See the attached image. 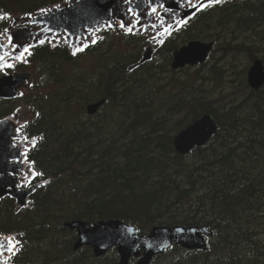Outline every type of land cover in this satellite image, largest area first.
<instances>
[{
    "label": "trees",
    "instance_id": "16d2710c",
    "mask_svg": "<svg viewBox=\"0 0 264 264\" xmlns=\"http://www.w3.org/2000/svg\"><path fill=\"white\" fill-rule=\"evenodd\" d=\"M61 1L0 0V32L13 14ZM98 35L88 52L107 61L81 68L91 71L88 79L79 70L61 77V63L77 58L58 46L35 48L26 63L16 65L49 76L60 91L54 98L45 97L47 91L28 100L32 118L24 133L40 136L29 159L51 182L17 214L12 200L0 202V234H16L20 245L11 264H41L35 250L43 242L50 256L57 244L67 264H85L88 253L89 262H97L89 248L72 250L74 233L58 238L67 232L62 223L74 219H120L143 235L159 225H206L215 233L207 249L173 247L179 254L171 264H264V85L251 90L246 84L229 102L211 105L215 88L164 80L173 52L191 40H241L237 49L252 58L261 53L264 61V0H229L199 12L165 42L153 62L130 73L126 68L138 61L144 40L122 36V48L105 50L110 38L105 31ZM254 43L259 45L253 50ZM209 67L211 74L219 71L218 64ZM100 98L123 112L114 134L105 131L107 115L85 122L67 111ZM14 103L0 101V118L14 111ZM203 113L212 116L218 131L189 154L176 153L173 134ZM167 256L158 259L164 262Z\"/></svg>",
    "mask_w": 264,
    "mask_h": 264
},
{
    "label": "water",
    "instance_id": "95a60500",
    "mask_svg": "<svg viewBox=\"0 0 264 264\" xmlns=\"http://www.w3.org/2000/svg\"><path fill=\"white\" fill-rule=\"evenodd\" d=\"M196 3L198 0H152L151 3L149 0H131L128 4L124 0H66L65 3L40 9L34 14L13 18L6 29L8 38L0 36V45H3L0 47V57L4 58L2 63L13 64L21 61L27 53H23L22 47L17 49L13 45L28 44L31 45L29 49L31 50L43 44L40 43L41 40L44 43L63 41L70 54L73 55L72 53L76 51L77 55L81 52L78 51L79 48L88 46L95 30L111 28L119 32L122 29L127 34L150 31L153 36L148 38L149 44L142 52L139 61L128 68L131 70L150 61L155 45L161 46L175 30L201 11L191 6ZM152 7L157 8L154 14L151 13ZM129 8L139 14L135 16L129 14ZM109 20L113 24L111 27L108 26ZM121 20L133 27L131 33L127 31V27H119ZM9 36L12 37L11 42ZM161 40L163 43L159 42ZM212 44V42L190 41L173 53L171 68L176 70L186 64L203 62ZM85 48L83 47V50ZM22 54L23 57L20 58ZM29 78V73L7 74L0 77V98H15L18 89ZM247 84L252 90H258L264 85V64L260 58L252 61L247 71ZM104 102L105 99H101L87 105V113L94 114ZM17 130L11 119L0 120V200L8 196L15 200L17 209H22L28 205L29 196L45 182L35 184L26 190L17 188L19 173L24 167L21 161V148L16 146V139L19 138ZM216 130L217 125L213 118L204 113L173 136L174 149L179 154H188L195 147L204 146ZM63 225L77 232L78 239L74 243V250L85 245L91 247L97 257L110 247H116L120 257L118 264H129L131 256L140 257L136 264H149L151 259L167 251L172 244L189 250H206V238L214 236V231L206 225L158 226L153 227L146 237L140 236L133 225L121 220L98 221L94 224L73 220ZM0 243L3 244V247H0V264H5L7 257L4 253L12 252L9 248L12 247L13 242H10L9 237L0 236ZM139 249H143L141 254Z\"/></svg>",
    "mask_w": 264,
    "mask_h": 264
},
{
    "label": "rangeland",
    "instance_id": "374dc122",
    "mask_svg": "<svg viewBox=\"0 0 264 264\" xmlns=\"http://www.w3.org/2000/svg\"><path fill=\"white\" fill-rule=\"evenodd\" d=\"M19 14L20 13H15V15H19ZM146 35L147 36L138 35L137 36L138 40L143 39L146 44V39L148 38V36H150L149 34ZM122 36L125 35L123 33L116 34L113 31L110 32L108 34V37L110 39H107L109 42L105 44L102 49L110 50L114 47L122 48L124 46V43L122 42ZM240 44H242L241 40L234 41L233 39H230V37H228V39H225L223 41H217L213 51L211 52L206 62L195 67H186L179 71H171L169 69V73H167L168 76L164 77V80L169 81V83L172 84L173 79H181L185 84L188 85L189 88H199V87L201 88L205 87L210 89L215 88V91L217 93L213 94L210 104L217 105L219 103L229 102L230 99L236 96L238 92L242 88H244V86L247 84L246 73L253 60L252 53H248L243 49H237V47H239ZM256 45L258 46L259 44L254 43L252 46L253 50L256 48ZM147 46L148 45L146 44L144 49ZM134 47H136V45ZM157 54L158 51H155L153 53V56L155 55L157 57ZM261 56H262L261 53H257L255 57L261 58ZM156 57L155 58L153 57V59L150 62H153L156 59ZM105 61H107L105 57L93 55L90 52H88V48H87V50L84 53L78 55L76 60L71 61L68 64L61 63L60 65L62 67L61 77L66 74H72L75 71L79 70L80 72L78 75L82 79H88L91 75V71H81L80 69L93 68L97 66V64L99 65L103 64ZM219 63H220V66L218 67L219 71H216L213 74H211L209 65L211 64L217 65ZM29 69L30 67L27 68V70ZM40 74H42V72L40 73L39 71H35V73L32 74L31 80L22 88L21 90L22 96L14 100L15 101L14 105L20 106L18 107L16 115L13 116L14 120L17 121L18 125L24 124L28 120V118H30L31 110L30 107L27 105L28 100H31L35 96H39L40 94H45L47 91L48 92L46 93L45 97L49 96L54 98L56 94H58V91H60L57 85L50 84L48 82L50 78L49 76L42 75L43 76L42 77ZM60 78H58V80H60ZM241 80L243 82V86L239 84V81ZM42 81H47V82L42 83ZM85 104H82L81 102L72 104L68 107L67 111L68 113L72 112L73 114L80 116L83 119L82 121L90 122L91 119L88 118L84 110ZM122 113H119V110H116L115 108H112L110 106L108 107L105 106L98 113L101 115L95 118H101L104 115H107L109 119L105 131L108 132L109 134H114V131L119 130L118 124L121 119ZM14 211H16V207H14ZM53 225L55 227L58 226L56 222H54ZM62 233L63 234L60 233L58 235V238L59 237L70 238V236H72L68 231ZM45 245H47V242L40 243L37 245V248L35 250L39 258L43 257L41 264H67L66 262H62L60 259V252L57 250L59 246H57V244L52 245V249L55 250L53 251L51 256L46 252ZM62 251L65 252L66 249L62 248ZM175 253L179 254L177 250L169 251V254L166 257V260L164 261L163 264H171V262H173L171 257ZM111 256H113V252L108 253L104 258L100 259L99 262H89V253H88V256L84 260V263L114 264L115 262H109V258ZM44 257H46L47 260H44Z\"/></svg>",
    "mask_w": 264,
    "mask_h": 264
},
{
    "label": "snow or ice",
    "instance_id": "6c2138e0",
    "mask_svg": "<svg viewBox=\"0 0 264 264\" xmlns=\"http://www.w3.org/2000/svg\"><path fill=\"white\" fill-rule=\"evenodd\" d=\"M124 2L126 4H128V3L131 2V0H124ZM149 2L151 3L152 0H149ZM222 2H223V0H198V3L192 4L191 6L193 8H198V9L202 10L204 8L212 7L214 4H218V3H222ZM160 6L162 7L163 5H160ZM41 11L43 12V11H46V10H41ZM156 12H157V8L156 7H152L151 8V13L154 14ZM128 13L129 14H132L134 16L139 14V13H134L133 12V9H131V8L128 9ZM108 26L109 27L113 26L111 20H109ZM119 27H121V28L127 27V31L129 33H131L133 31V27L131 25H126V23L123 20L120 21ZM49 31H52V29H49ZM9 41L10 42L12 41V37L11 36H9ZM93 42H95V41H93ZM159 42L160 43H163L162 40L159 41ZM40 43H44V41L41 40ZM13 46L15 48H17V49H19V48L22 47L23 48V53H27L28 55H31V52L29 50L30 47H31V45H28V44H14ZM0 47H3V45H0ZM83 47H87V45H84ZM83 47L79 48L78 51H83ZM72 54L73 55H76V51H74ZM22 57H23V54H22V56L20 58H22ZM3 59H4L3 57H0V69L14 67V65L11 64V63H2ZM32 143H33V146H35L36 141L33 140ZM32 163H34V162H32ZM33 174L35 175V173H33ZM38 175H43V173H39ZM25 179H27V175H26ZM45 183H47V181H45ZM21 235H23V233H21ZM9 239H10V242H11V238H9ZM0 247H3V244L2 243H0ZM19 247H20L19 241H16L15 244H13L12 247L9 248V251H12L13 254L15 255L16 254V251L19 250Z\"/></svg>",
    "mask_w": 264,
    "mask_h": 264
},
{
    "label": "flooded vegetation",
    "instance_id": "af4514ba",
    "mask_svg": "<svg viewBox=\"0 0 264 264\" xmlns=\"http://www.w3.org/2000/svg\"><path fill=\"white\" fill-rule=\"evenodd\" d=\"M187 264H198L197 262H187Z\"/></svg>",
    "mask_w": 264,
    "mask_h": 264
},
{
    "label": "bare ground",
    "instance_id": "6f19581e",
    "mask_svg": "<svg viewBox=\"0 0 264 264\" xmlns=\"http://www.w3.org/2000/svg\"><path fill=\"white\" fill-rule=\"evenodd\" d=\"M106 90V89H105ZM218 131V130H217ZM42 143V142H41ZM214 166V165H213ZM215 189V188H214ZM216 194V193H215ZM199 208V207H198ZM204 210V209H203ZM213 217V216H212ZM220 218V217H219ZM223 218V217H222ZM262 219V218H261ZM160 220V219H159ZM221 220V219H220ZM258 220V219H257ZM264 220V219H263ZM223 224V223H222ZM228 224V223H227Z\"/></svg>",
    "mask_w": 264,
    "mask_h": 264
}]
</instances>
